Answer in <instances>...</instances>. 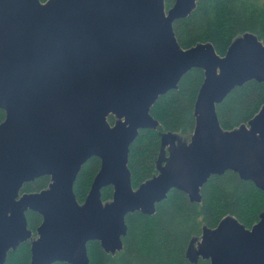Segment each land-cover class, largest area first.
<instances>
[{
  "label": "water",
  "instance_id": "water-1",
  "mask_svg": "<svg viewBox=\"0 0 264 264\" xmlns=\"http://www.w3.org/2000/svg\"><path fill=\"white\" fill-rule=\"evenodd\" d=\"M195 2L174 0L166 9L164 0H0V264L26 240L29 264H89L88 241L106 253L122 249L128 213L153 214L172 188L200 201L207 179L228 170L264 192V103L231 130L216 114L235 87L264 84V43L245 32L223 56L210 42L182 48L173 22ZM192 68L203 69L204 79L190 141L161 133L168 154L158 173L134 188L129 147L140 129L157 128L151 105ZM93 156L100 167L79 203L74 182ZM43 175L47 188L20 194ZM105 186L113 192L103 202ZM27 210L42 217L35 238ZM195 244L187 249L191 259L264 264V208L250 228L225 216Z\"/></svg>",
  "mask_w": 264,
  "mask_h": 264
},
{
  "label": "trees",
  "instance_id": "trees-1",
  "mask_svg": "<svg viewBox=\"0 0 264 264\" xmlns=\"http://www.w3.org/2000/svg\"><path fill=\"white\" fill-rule=\"evenodd\" d=\"M173 2L164 0L165 8L168 9ZM173 30L182 48L210 42L220 56L236 37L245 32H252L264 43V0H196L187 17L173 22ZM203 79V69L192 68L180 78L176 89L159 95L151 105L150 114L158 121L157 128L140 129L129 147L127 166L134 188L158 173L157 165L162 157L161 133L192 134L194 102ZM263 103L262 82L250 80L235 87L216 105L221 127L231 130L247 123ZM4 117L5 112L0 108V122ZM108 121L112 124L114 117L109 115ZM99 167L100 160L94 156L81 166L73 186L79 203L84 201ZM49 183L50 177L43 175L24 183L19 192H38L47 188ZM112 192V186L103 187L102 201L111 200ZM200 197V201H190L184 192L172 188L155 204L153 214L128 213L122 249L106 253L98 241H88L89 264H210L208 259L187 256L190 243H196L202 229L214 228L225 216H233L250 228L264 208V192L231 170L211 175L201 187ZM25 215L32 238H35L42 217L30 210ZM29 262L30 240H26L14 250H8L4 264ZM52 264L69 263L57 261Z\"/></svg>",
  "mask_w": 264,
  "mask_h": 264
},
{
  "label": "rangeland",
  "instance_id": "rangeland-1",
  "mask_svg": "<svg viewBox=\"0 0 264 264\" xmlns=\"http://www.w3.org/2000/svg\"><path fill=\"white\" fill-rule=\"evenodd\" d=\"M113 116V115H112ZM114 117V116H113ZM114 119H115V117H114ZM178 135V134H177ZM178 138L176 139V142L179 140V141H181V142H186V143H188L189 141H190V135H188V136H181V135H178L177 136ZM193 247H196V244L195 245H193Z\"/></svg>",
  "mask_w": 264,
  "mask_h": 264
},
{
  "label": "flooded vegetation",
  "instance_id": "flooded-vegetation-1",
  "mask_svg": "<svg viewBox=\"0 0 264 264\" xmlns=\"http://www.w3.org/2000/svg\"><path fill=\"white\" fill-rule=\"evenodd\" d=\"M166 153V154H165ZM167 149H166V147H164L163 149H162V152H161V163H163V160H164V158H165V156H167ZM41 177V176H40ZM36 179V178H35ZM33 181V180H32ZM28 182H30V181H28ZM26 183V182H25ZM21 194V193H20Z\"/></svg>",
  "mask_w": 264,
  "mask_h": 264
}]
</instances>
